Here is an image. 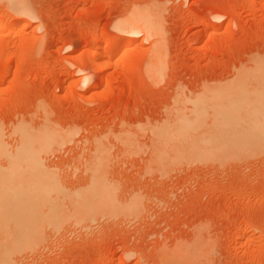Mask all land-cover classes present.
<instances>
[{
    "label": "rangeland",
    "instance_id": "rangeland-1",
    "mask_svg": "<svg viewBox=\"0 0 264 264\" xmlns=\"http://www.w3.org/2000/svg\"><path fill=\"white\" fill-rule=\"evenodd\" d=\"M2 20L1 141L53 133L40 187L65 210L7 264H264V0H0ZM111 36L133 45L96 54ZM10 158L0 203L39 198Z\"/></svg>",
    "mask_w": 264,
    "mask_h": 264
},
{
    "label": "bare ground",
    "instance_id": "bare-ground-1",
    "mask_svg": "<svg viewBox=\"0 0 264 264\" xmlns=\"http://www.w3.org/2000/svg\"><path fill=\"white\" fill-rule=\"evenodd\" d=\"M17 9H19V8H17ZM128 20H131V19H128ZM2 21L3 22H0V34L4 31L6 32L7 29L9 28V25H10L9 24L10 22L8 20L7 21L2 20ZM124 21H126V20H124ZM130 24H131V22H130ZM118 25H119V28H120V26H122V28H124L123 25H121V24H118ZM219 25L221 26L220 23H219ZM219 25L216 27L220 28ZM23 28H24V26L19 24L18 26H16L15 30H21L22 31ZM119 28H118V30L120 32L123 31V29H121V28L119 29ZM151 28H152V26H151ZM124 30H126L125 33L126 32L131 33L133 30V27L128 26V27L124 28ZM123 40H124V38L122 39L120 37V38L116 39V38H114V36H113V38L111 36V39H109V40L107 39L106 42L103 43L101 46L95 47L94 51L97 54L103 47V48H105V51L103 50L104 52L102 53V55H99V54L98 55L103 57V58H108V57L114 55L118 49H120V48L125 49L126 47L129 48L131 45H133L132 44L133 40L132 41H129V40L123 41ZM9 60L10 59H8V61ZM107 66H108V63H103L102 69H105ZM4 70H6V69H4ZM85 80H87V79H85ZM201 112L199 111L196 114L194 113L196 115L195 120H193V119L188 120V121H185L183 124L179 123L181 126L180 125L176 126L175 127L176 129L174 131H172L171 135H173V136L175 135L176 137L181 138V140H183L184 138H186L188 136L190 137L191 135H193V131H194L193 129L194 128L196 129V127H199V129H200L201 126L203 125L202 120L204 117H202V116L205 115V113H204V110H201ZM228 118H229V116L228 117L226 116V119H228ZM168 133H170V132H168ZM52 135H53V133L41 131L40 133H37V134H31V135L24 136L21 140V144H19L17 147H15L13 152L10 153L5 148V146L3 144L4 143L3 139H2L3 140V143H2L1 133H0V154L1 155L10 154L11 158L9 161V167L12 171H15L16 169L17 170L27 169L30 171L31 178L34 181V187H33L34 191L39 195V198L34 199V200H30V201H26V202H19L18 201L17 203H14V204L0 203V264L9 263V261H10V260H8L9 256L10 255L12 256L13 253L15 254L17 252V254H19L20 252H23V250H25L27 248V246H29L28 248H30V246L33 248L34 245H38L40 243V241L38 243V240H41V239H39L40 231L43 228L46 229V227H52V228H50V230H52L53 228L56 229V227L60 228V226L62 225L61 222H62L63 214H64L63 211L65 212V210L62 207L63 204H61V203L59 204V202L56 199L50 200V198L47 195V190L45 188L40 187V183L42 181L44 182L46 179L44 178L43 175L40 174L41 173V166L38 162V158L40 156L39 154H42V153L45 154L47 152L50 145L53 144V139L55 138V140H56V137L52 136ZM184 155L187 157V160H191V159H195V160L196 159H198V160L212 159L213 160L215 158H221V157H219L220 155H225V157L222 156V158H226V156L229 158H231V157L247 158L249 156H252V154H184ZM176 156L173 154V157L175 159H177ZM181 158H182V156L180 157V159ZM95 183H96V181H95ZM95 196H97V195H95ZM83 201H85V202H83ZM83 201H81L82 204L78 202L79 203L78 205L80 207H78L77 203H76L75 204L76 206L72 205L73 208H75V209L71 208L72 211L69 210L70 213L66 212L67 214H69V216L71 215L73 219L75 216L74 220L71 218L74 222H77V221L81 222L80 220L82 218H84L85 214H87L89 212V211L87 212L86 210L87 209L90 210V208L92 207L90 205V208H88L89 207L88 205H89V203L91 204L92 199H91V201H89V203H87L88 198H87V200L84 198ZM84 205H87V206L84 207ZM93 205H94V203H93ZM107 206H109V205H107ZM97 207L99 208V205ZM112 207L113 206H111V208ZM68 208H70V206ZM94 209H96V208H94ZM66 213H65V215H67ZM72 214H75V215H72ZM69 216L67 215L65 217L67 218ZM70 217L67 218V220L68 219L70 220ZM10 223H12V229L8 228ZM45 229L41 231V235H42V232L45 231ZM55 229H53V230H55ZM7 230H9V232ZM4 233H6V234H4ZM8 233H10L11 235ZM20 250H22V251H20ZM27 251H31V250L29 249Z\"/></svg>",
    "mask_w": 264,
    "mask_h": 264
},
{
    "label": "clouds",
    "instance_id": "clouds-1",
    "mask_svg": "<svg viewBox=\"0 0 264 264\" xmlns=\"http://www.w3.org/2000/svg\"><path fill=\"white\" fill-rule=\"evenodd\" d=\"M67 51H69V52L71 51V45L70 44L67 46Z\"/></svg>",
    "mask_w": 264,
    "mask_h": 264
}]
</instances>
